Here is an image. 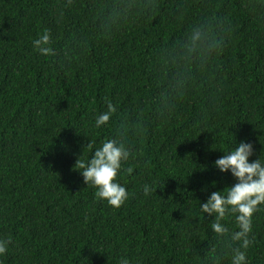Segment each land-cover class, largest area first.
Masks as SVG:
<instances>
[{"label": "trees", "instance_id": "16d2710c", "mask_svg": "<svg viewBox=\"0 0 264 264\" xmlns=\"http://www.w3.org/2000/svg\"><path fill=\"white\" fill-rule=\"evenodd\" d=\"M195 28L212 50L189 59ZM106 139L133 154L119 208L74 167ZM234 139L264 158V0H0V264H231L199 205L235 183L213 166ZM250 238L264 264V205Z\"/></svg>", "mask_w": 264, "mask_h": 264}, {"label": "clouds", "instance_id": "9594fccd", "mask_svg": "<svg viewBox=\"0 0 264 264\" xmlns=\"http://www.w3.org/2000/svg\"><path fill=\"white\" fill-rule=\"evenodd\" d=\"M203 32L195 28L188 40L183 42L182 50L186 58L203 56L210 53L212 45L209 44L207 53L201 45ZM52 36L45 30L37 39L33 40L34 48L41 56L54 55L51 47ZM116 109L111 102L107 103V111L95 118L94 126L101 128L106 125L115 113ZM234 146L219 149L223 155L214 161V167L221 173H230L235 183L227 187L226 194L222 191H213L206 202H200L201 213L214 217L211 223V231L217 237L225 238L232 243L238 242V247L232 248L231 264H248L246 250L253 243L250 238L252 232V217L259 206L264 205V158L260 155L251 159L254 155V145L247 141L237 143ZM91 150L88 158L80 155L75 163V169L80 172L84 183L96 189V196L104 200L108 205L119 208L129 198V193L124 185L117 181L122 163L128 161L132 152L118 139H106L99 147L91 143L87 145ZM130 170V169H129ZM215 183V182H214ZM144 195H150L156 188L144 184ZM235 216L237 231H231L224 223L226 214ZM10 240L0 238V257L8 252ZM119 264H130L128 259L122 258Z\"/></svg>", "mask_w": 264, "mask_h": 264}]
</instances>
